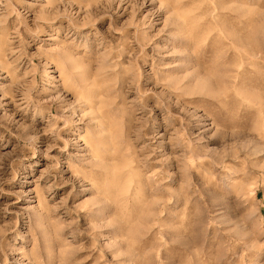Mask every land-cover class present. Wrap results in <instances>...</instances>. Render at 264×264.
<instances>
[{"label": "rangeland", "instance_id": "1", "mask_svg": "<svg viewBox=\"0 0 264 264\" xmlns=\"http://www.w3.org/2000/svg\"><path fill=\"white\" fill-rule=\"evenodd\" d=\"M0 264H264V0H0Z\"/></svg>", "mask_w": 264, "mask_h": 264}]
</instances>
